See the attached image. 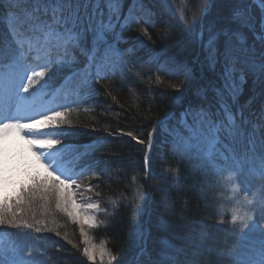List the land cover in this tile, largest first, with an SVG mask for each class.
Wrapping results in <instances>:
<instances>
[{"label": "snow or ice", "instance_id": "snow-or-ice-1", "mask_svg": "<svg viewBox=\"0 0 264 264\" xmlns=\"http://www.w3.org/2000/svg\"><path fill=\"white\" fill-rule=\"evenodd\" d=\"M217 2L207 0L201 12V36L203 18ZM219 2L227 3L232 11L225 16L222 9L218 10L207 25L205 60L219 81V86L211 85L215 103L189 106L182 113L180 123L186 126L187 134L173 135L172 154L188 163L197 161L194 167L210 170L217 177V184L230 193L228 211L233 227L227 230V236L233 238L231 246L225 241L222 248L211 249L201 239L194 242L195 247L214 252L222 264H264V100L259 111L251 113L252 119L244 115L245 108H250L257 97H264V11L256 18L248 10L249 0ZM257 2L264 7V0ZM137 11H147L143 0H0V264H29L14 247L5 245L3 236L11 234L8 230L20 234L55 231L60 236L54 219L49 227L48 217L56 213L79 226L82 254L88 261L95 264L99 258L100 264H104L107 257L111 264L116 259L103 243H93L86 231V226L95 228L105 222L98 220L96 213L109 215L100 201L91 197L87 202L80 199L81 189L93 191L91 184L82 183L88 169L77 170L78 164L70 167L68 157L74 149L65 144L61 133L48 131L65 125L72 127L69 116L73 108L38 103L34 88L37 84L46 86L55 71L72 69L77 51L87 62L84 69L72 71L66 79L74 81L78 90L91 89L93 84L108 80L109 73L135 64L131 60L134 50L121 49L119 45L133 22L139 25L134 15ZM179 20L185 30L196 26L195 16L189 21L183 9L179 10ZM142 33L148 35V29L144 28ZM154 59L150 54L149 61ZM158 71L175 74L169 71L167 63L158 64ZM180 74L191 78V70L186 67ZM156 79L162 82L159 75ZM248 79L252 80L253 95L240 105L239 97ZM207 91L202 89L197 95L207 101ZM161 123L158 120L153 124L146 139L119 130L120 135L145 145L146 171ZM251 175L259 180L255 187L248 182ZM92 178L98 177L93 173ZM95 195L99 197L100 193ZM161 203L163 214L157 227L166 235L159 239L160 250L153 255L147 247L151 228L146 227L152 215L151 200L148 193L137 187L130 216L131 234L140 242L134 264H188L181 260L183 248L176 242L181 239L176 229L185 226L166 219L172 215L166 194ZM111 204L115 208L117 201ZM141 216L147 217L143 223ZM257 231L261 233L259 248L250 253L248 234ZM63 238L68 239L67 233ZM25 255L31 256L32 250Z\"/></svg>", "mask_w": 264, "mask_h": 264}, {"label": "trees", "instance_id": "trees-1", "mask_svg": "<svg viewBox=\"0 0 264 264\" xmlns=\"http://www.w3.org/2000/svg\"><path fill=\"white\" fill-rule=\"evenodd\" d=\"M143 2L147 11L134 13L140 23L137 25L133 22L132 27L124 32L123 42L119 45L121 49L134 50L131 60L135 61V64L122 66L115 74L109 73L108 80L93 84L91 89L78 90L74 81L66 79L71 76L72 71L84 69L87 62L86 57L77 51L72 69L55 71L47 86L37 84L35 88L40 87L42 92L47 93L66 88L72 95L69 103V107L73 108L69 116L72 127L65 125L61 129L48 131L61 133L65 137V144L74 149L68 157L71 161L69 166L78 164L77 170L88 169L82 183L92 185L90 197L100 201L101 208L107 209L109 213L107 217L104 212L99 214L98 220L105 222L95 228L86 226V231L93 243H103L116 257L111 264H134V257L139 251L140 242L131 234L133 228L130 222L133 196L137 187L148 193L151 200L152 215L146 227L151 228L147 247L153 255L160 250L159 239L166 235L157 227L158 218L163 214L161 198L166 194L172 204V215L166 216V219L175 225L185 226L176 229L181 237L176 242L183 248L181 260L188 264H222L221 258L214 252L201 250L195 247L194 242L199 243L203 239L211 249L222 248L225 241L231 246L233 238L227 236V230L233 227L230 222L231 214L227 209L230 205L228 192L217 184V177L210 170L194 167L197 161L188 163L175 157L171 144L173 135L187 134L186 126L180 121L182 113L189 106H207L209 102L215 103L211 85L216 83L219 86V81L208 66L206 55H202L203 50V58L200 60L205 66L199 67L194 61L199 19L205 0L197 8L196 26L193 33L190 32V37L182 35L183 32L170 15L159 6L160 2ZM228 6L218 0L208 16L203 18L205 27L201 48H204L205 30L210 17H213L211 20L214 19L221 9L224 15L228 16L229 10L232 9ZM158 8L164 10L165 14H159ZM254 9L256 18H259L258 10L255 7ZM145 20L148 23H145ZM144 28L148 29V35L142 33ZM251 39L249 35V40ZM150 54L155 57L152 62L149 61ZM164 63H167L169 71L175 74L158 71V64ZM185 67L191 70L190 79H185L180 74ZM201 69L202 79L192 86L194 79L201 76ZM157 75L161 77L162 82L157 81ZM202 89H208L207 101L197 95ZM255 91L258 92L259 89ZM108 92H111V95H108ZM252 95L253 84L252 80L248 79L243 94L239 97V104L244 105ZM262 100L264 97H257L250 108H245L244 115L252 119L251 113L259 111ZM170 114L173 115L172 118L164 122L154 136L155 143L146 171L143 163L145 145L137 144L131 137L120 135L119 130L131 131L141 139H146L153 124ZM93 173L98 178H92ZM174 176L179 179L174 180ZM158 188L165 191H158ZM95 192H99L100 196L97 197ZM111 201H117L115 208ZM53 219L58 225L56 231L61 235L56 236L55 231L43 232L48 246L44 252V264H92L82 254L84 245L79 226L56 213L54 217H48L49 227H52ZM139 220L143 223L147 217L141 216ZM201 232L206 235L201 237ZM65 233L67 240L63 238ZM69 240L72 243H69Z\"/></svg>", "mask_w": 264, "mask_h": 264}, {"label": "rangeland", "instance_id": "rangeland-1", "mask_svg": "<svg viewBox=\"0 0 264 264\" xmlns=\"http://www.w3.org/2000/svg\"><path fill=\"white\" fill-rule=\"evenodd\" d=\"M154 2H156V3L160 2L159 6L162 7L170 15L171 19H173V21L177 24L179 30L181 32H183L182 35L186 36V37H190L189 34L193 33V29L185 30L183 28V26L179 20V10L183 9L186 18H188L189 21H191L193 15L196 18L197 14H198L197 8H199L204 3V0H170V3H166L165 0H154ZM206 3H207V0H205L204 7L206 6ZM249 3H250V1H249ZM228 8H231V7L228 6ZM164 10L162 11V9H159V11H157V12L159 14H161L162 12H164ZM248 10L253 14V16L256 17V10L254 9V6L251 3H250V7ZM231 11H232V9L229 10L228 15L231 14ZM164 14H165V12H164ZM200 16H201V14H200ZM211 18H213V17H210L209 21H211ZM200 22H201V17L199 19L198 29H200ZM207 25H208V23H207ZM205 33H206V39L204 41V45L207 43L208 38H209L207 26H206ZM201 46H202V44H201ZM202 50H203L202 55H206L205 48L202 47L201 50L197 48V53L195 54V58H194V61L197 62L199 67L205 66L204 62H202V60H200V58H203V56L201 55ZM202 74H203V72L201 69V72H200L201 76L200 77L198 76L197 79H194L195 81L192 83L193 84L192 86H194L198 82H200L199 80L202 79ZM34 91L36 92L35 99L38 103L39 102H45L50 107H53V108L56 107L54 105V101L52 100L53 97L50 99H47L45 97V94L41 91L40 87L35 88ZM188 97L191 98L190 96H188ZM248 182L251 185H253V187H255L259 183V180L256 176L251 175L248 177ZM81 191L83 192V196L80 199L83 202H87V199L90 197L89 192L84 190V189H81ZM229 194L230 193L228 192V195ZM91 199L93 201H95L92 197H91ZM229 203H230V201H229ZM229 207H230V205H228V208ZM101 213L102 212L96 213L97 219H98L99 214H101ZM229 213L231 214L230 211H229ZM60 214L63 215L62 213H60ZM64 217L67 218L66 216H64ZM67 220L70 223H73L68 218H67ZM8 232L11 234L3 236V241H4L5 245H11L12 247H14L16 249L17 253L20 256H22L25 260H27L29 262V264H44V252L46 251V249H48V246L46 244L45 235L43 233L20 234V233H17L16 230H14V229H10V230H8ZM245 232L247 233V230H245ZM248 235H249V240L247 241V243L249 245V248L247 249V251L251 253L254 250H258L259 240L261 239V233L259 231H257V232L250 233ZM36 237H40V239H36ZM29 249L32 250V255L26 256L25 253ZM237 250L239 251L240 249L237 247ZM107 261H108L107 257H105L104 262H107ZM96 262H100L99 258L97 259Z\"/></svg>", "mask_w": 264, "mask_h": 264}, {"label": "water", "instance_id": "water-1", "mask_svg": "<svg viewBox=\"0 0 264 264\" xmlns=\"http://www.w3.org/2000/svg\"><path fill=\"white\" fill-rule=\"evenodd\" d=\"M249 1H250V3H251V4H252V5L258 10V12H259V17H260L262 11H264V7H262L261 4L257 2V0H249ZM201 41H202V36L200 35V32H199L198 42H197V44H198V49L201 48Z\"/></svg>", "mask_w": 264, "mask_h": 264}, {"label": "bare ground", "instance_id": "bare-ground-1", "mask_svg": "<svg viewBox=\"0 0 264 264\" xmlns=\"http://www.w3.org/2000/svg\"><path fill=\"white\" fill-rule=\"evenodd\" d=\"M156 134V133H155Z\"/></svg>", "mask_w": 264, "mask_h": 264}]
</instances>
